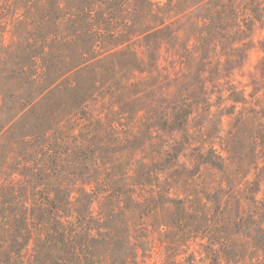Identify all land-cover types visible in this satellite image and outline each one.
I'll return each instance as SVG.
<instances>
[{
    "label": "rangeland",
    "instance_id": "obj_1",
    "mask_svg": "<svg viewBox=\"0 0 264 264\" xmlns=\"http://www.w3.org/2000/svg\"><path fill=\"white\" fill-rule=\"evenodd\" d=\"M0 264H264V0H0Z\"/></svg>",
    "mask_w": 264,
    "mask_h": 264
},
{
    "label": "trees",
    "instance_id": "obj_2",
    "mask_svg": "<svg viewBox=\"0 0 264 264\" xmlns=\"http://www.w3.org/2000/svg\"><path fill=\"white\" fill-rule=\"evenodd\" d=\"M190 113H191V111L188 108L184 110V112L182 114V117H180V115L175 112L174 119H173V124L175 125V127L176 128H181L183 122L185 121V118H187L188 115H190Z\"/></svg>",
    "mask_w": 264,
    "mask_h": 264
}]
</instances>
